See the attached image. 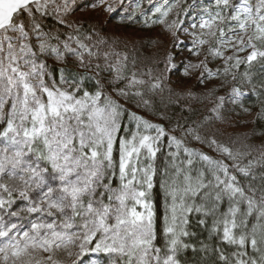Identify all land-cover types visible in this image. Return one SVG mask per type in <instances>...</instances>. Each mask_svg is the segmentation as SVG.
I'll list each match as a JSON object with an SVG mask.
<instances>
[{"label": "snow or ice", "instance_id": "snow-or-ice-1", "mask_svg": "<svg viewBox=\"0 0 264 264\" xmlns=\"http://www.w3.org/2000/svg\"><path fill=\"white\" fill-rule=\"evenodd\" d=\"M134 2L129 20L144 14ZM154 7L145 25H161L171 47L153 41L156 57L142 58L135 44L120 47L76 16L111 17L125 0H0V264H184L189 249L209 253L208 244L192 242L194 217L217 241L214 264H264V142L225 143L212 128L229 105L251 114L249 92L264 95V78L252 72L264 67V0ZM179 67L188 78L197 74L203 91L178 90ZM169 108L180 111L174 124ZM197 111L195 120L183 115ZM254 119L264 120V101Z\"/></svg>", "mask_w": 264, "mask_h": 264}, {"label": "trees", "instance_id": "trees-1", "mask_svg": "<svg viewBox=\"0 0 264 264\" xmlns=\"http://www.w3.org/2000/svg\"><path fill=\"white\" fill-rule=\"evenodd\" d=\"M129 3H132V10L135 11L136 5L134 0H125ZM142 8L144 9V14H140L136 11V14L133 16L131 20L127 18L129 10L119 11L118 14H114V19L124 26L123 29H114L109 27L106 24L107 14L103 13L99 10L96 12H89L84 17H82L81 21L85 23V26L88 28L95 27L99 32L102 38L109 39L111 41L117 42L120 47H123L125 44L128 46V50L131 51L133 48V44H135V50L139 53L140 57H153L155 58L158 49L153 41L159 40L162 44L167 47L171 45L168 43V37L162 26L159 24H154L150 26L145 25V18L155 19L156 16L153 15L155 12L154 5H158L160 0H139ZM191 3V0H188ZM85 71H91L95 73L97 70L95 68ZM241 72L244 71V67L242 66L240 69ZM252 72L258 78H264V67H261L260 64H255L253 66ZM101 76H106L107 73H100ZM259 83V79L256 81ZM89 87L91 88V82L89 83ZM176 87V86H175ZM178 90L181 88L188 89L194 93H199L203 91V89L197 90L191 87H176ZM247 91V90H245ZM218 95H223V92H219ZM261 101H264V95H260L256 92H249L245 98L244 106L251 109V114H246L240 112L239 109L233 110L232 106L229 105L228 108L224 111V121L217 122L212 125L213 130L218 129L220 133V138L225 142L229 143L230 141H243L244 143H250L254 145H260L264 142V136L261 135V130L264 129V120L256 121L254 118L256 113L261 109ZM160 108H163V105H159ZM197 109H202V105H196ZM132 111H135L138 115H143L145 118L152 120L153 122H160V118L158 115H153L151 111H146L144 108H132ZM169 115L173 117L172 123H175V119L180 115V111L178 108H169ZM185 117L189 120H195L199 116V111L195 113H183ZM237 116L243 118L244 122L247 123V127L245 129L236 130V121ZM238 122V119H237ZM126 124H129L128 120H125ZM134 123L131 124L132 130H134ZM169 128L172 127V124L168 125ZM253 130H255V134H253ZM247 137V139H245ZM189 146L195 147L198 150H201L209 155L216 156L217 154L212 152L207 148L206 145L199 144L197 142L191 141ZM167 152L168 148L165 146L162 149V152L158 154L157 164L160 166L161 170L164 168L167 161ZM194 167L195 169L202 170L203 162L198 158H194ZM259 183V181H257ZM152 203L154 205V209L157 215V229H158V241L157 246H162L164 241L160 229L162 228V217L164 214V194L157 183L152 190ZM227 203L222 206V211L226 210ZM195 217L193 218V227L192 231L197 233L196 238L192 242L203 241L204 243L209 245V253L204 254L203 252L194 253L191 249H189L186 253L183 254L184 264H214L215 257L211 253V248L217 246V241L212 239L209 236L208 231L202 229L201 227L195 224ZM197 247H199V243H197ZM231 251V249H229Z\"/></svg>", "mask_w": 264, "mask_h": 264}, {"label": "rangeland", "instance_id": "rangeland-1", "mask_svg": "<svg viewBox=\"0 0 264 264\" xmlns=\"http://www.w3.org/2000/svg\"><path fill=\"white\" fill-rule=\"evenodd\" d=\"M128 4H129V2L125 1V8L121 9L120 11L129 10ZM89 12H91V11H83L82 10V11L77 12L76 16L79 17L80 19H82V17H84ZM106 24L109 27L114 28V29H123L124 28V26L122 24L118 23L114 19L113 15L111 17L107 16ZM182 39H183V37H182ZM187 56H188V52L185 49L183 52V55H177L176 56V61L179 62L180 60H182L184 57H187ZM189 58L193 61V63L196 62L195 57H189ZM201 58H203V57L201 56ZM212 67H215V65H212ZM183 72H184L183 67H179V69L173 73L172 82H173L174 86H176V87H191V88H194L197 90L204 89V85L198 84L196 81V75L197 74H193L191 76V78H188V77L183 75ZM237 119H238V122H237ZM237 119H235L237 124H236V127L234 129H236V130L245 129L247 127V123L243 121L244 119L239 117V116H237Z\"/></svg>", "mask_w": 264, "mask_h": 264}]
</instances>
